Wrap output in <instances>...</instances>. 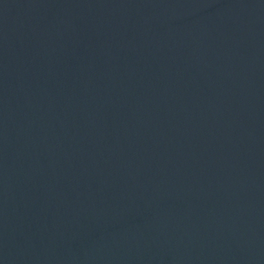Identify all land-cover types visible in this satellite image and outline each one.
Returning <instances> with one entry per match:
<instances>
[{
    "label": "water",
    "instance_id": "95a60500",
    "mask_svg": "<svg viewBox=\"0 0 264 264\" xmlns=\"http://www.w3.org/2000/svg\"><path fill=\"white\" fill-rule=\"evenodd\" d=\"M0 264H264V0H0Z\"/></svg>",
    "mask_w": 264,
    "mask_h": 264
}]
</instances>
